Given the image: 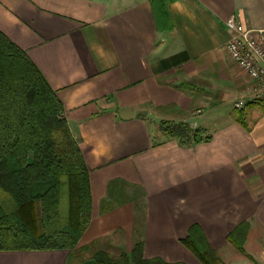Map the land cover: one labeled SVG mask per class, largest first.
I'll list each match as a JSON object with an SVG mask.
<instances>
[{
  "label": "crops",
  "instance_id": "1",
  "mask_svg": "<svg viewBox=\"0 0 264 264\" xmlns=\"http://www.w3.org/2000/svg\"><path fill=\"white\" fill-rule=\"evenodd\" d=\"M232 17L264 30V0H0V31L56 93L89 171L79 247L115 230L130 240L133 190L145 259L199 264L181 244L197 227L223 264H264V103L225 52ZM244 222L249 263L229 241ZM67 255L0 252V264Z\"/></svg>",
  "mask_w": 264,
  "mask_h": 264
},
{
  "label": "trees",
  "instance_id": "2",
  "mask_svg": "<svg viewBox=\"0 0 264 264\" xmlns=\"http://www.w3.org/2000/svg\"><path fill=\"white\" fill-rule=\"evenodd\" d=\"M91 211L89 171L61 102L0 31V252L65 251L66 264H171L145 259L139 239L129 252L112 253L107 238L79 247ZM181 244L199 264H222L197 227Z\"/></svg>",
  "mask_w": 264,
  "mask_h": 264
},
{
  "label": "built area",
  "instance_id": "3",
  "mask_svg": "<svg viewBox=\"0 0 264 264\" xmlns=\"http://www.w3.org/2000/svg\"><path fill=\"white\" fill-rule=\"evenodd\" d=\"M230 38L225 45V52L230 62L241 69L254 84L255 97L264 103V30L246 29L233 17L225 23ZM244 103L234 104L237 110Z\"/></svg>",
  "mask_w": 264,
  "mask_h": 264
},
{
  "label": "rangeland",
  "instance_id": "4",
  "mask_svg": "<svg viewBox=\"0 0 264 264\" xmlns=\"http://www.w3.org/2000/svg\"><path fill=\"white\" fill-rule=\"evenodd\" d=\"M240 101H242V100H240ZM237 102H239V100ZM237 102H235V103H237ZM234 109H236V108L234 107ZM241 110L242 109H240L238 111L241 112ZM181 125H182V128L179 129V132H182V134L184 135L182 141L186 142L187 141L186 137H188V135L190 136L191 133H192L190 130H192L191 128H193V125L192 124H186V123H181ZM174 126H178V125H173L172 126L170 124H164L163 123L162 124V127H163L162 129L164 131L165 130L166 131H172L171 128H174ZM132 192H133V190H131V192H130L132 195H129L128 199H126V200L129 201V198L131 197V202L133 204L132 206H133V208L136 211V217H139L141 219L136 221V228L137 227L138 228H137V231H135V230L133 231L132 237H130V240H129L128 236H125L123 234V232L119 231V230H115L109 236L105 237V238H107V240L109 241V244L112 247V253H119L118 251H121V250L124 251V252H128L130 247H131L129 242H132V245H133L138 239L139 240L143 239L142 238L143 237L142 236V231L140 230L141 229V225H142V223H141L142 222V218L144 217L143 199L141 198V196L138 193H132ZM125 194H127L126 191H125ZM248 227H249V222H244V223L240 224L239 226H237L233 230L232 238H233L234 242L236 243V245L240 242L241 237L245 234V232H246ZM105 238H102V239H105ZM238 253H240V252H238ZM242 255H243V258H244L243 261L245 263H249V261H248L249 257L246 254H242ZM220 261H221V259H220ZM222 264H223V262H222Z\"/></svg>",
  "mask_w": 264,
  "mask_h": 264
},
{
  "label": "water",
  "instance_id": "5",
  "mask_svg": "<svg viewBox=\"0 0 264 264\" xmlns=\"http://www.w3.org/2000/svg\"><path fill=\"white\" fill-rule=\"evenodd\" d=\"M126 114H130V110L128 109H120L119 110V115L122 119H127L128 116Z\"/></svg>",
  "mask_w": 264,
  "mask_h": 264
}]
</instances>
